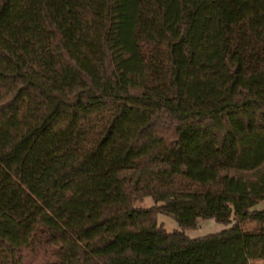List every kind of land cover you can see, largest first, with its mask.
Segmentation results:
<instances>
[{"label": "trees", "instance_id": "1", "mask_svg": "<svg viewBox=\"0 0 264 264\" xmlns=\"http://www.w3.org/2000/svg\"><path fill=\"white\" fill-rule=\"evenodd\" d=\"M263 199L264 0H0V264H248Z\"/></svg>", "mask_w": 264, "mask_h": 264}, {"label": "rangeland", "instance_id": "2", "mask_svg": "<svg viewBox=\"0 0 264 264\" xmlns=\"http://www.w3.org/2000/svg\"><path fill=\"white\" fill-rule=\"evenodd\" d=\"M134 204L136 206H143V207H149V206L155 205V203L149 197H144L136 201ZM250 209L264 210V199L257 202ZM155 218H156V222L159 225H161L166 231L180 230L177 222L170 216H166L162 213H157ZM227 227L228 226L216 223L212 219H200L197 221V224L193 229H185L182 231L187 237L196 238V237H200L206 234L219 232ZM245 227L251 228L252 225L249 223V224H246ZM248 264H264V259L251 260L249 261Z\"/></svg>", "mask_w": 264, "mask_h": 264}]
</instances>
